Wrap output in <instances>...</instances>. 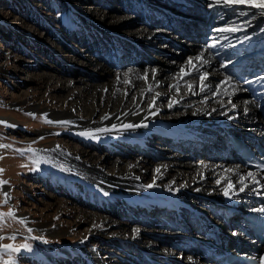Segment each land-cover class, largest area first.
<instances>
[{
	"label": "bare ground",
	"instance_id": "obj_1",
	"mask_svg": "<svg viewBox=\"0 0 264 264\" xmlns=\"http://www.w3.org/2000/svg\"><path fill=\"white\" fill-rule=\"evenodd\" d=\"M161 1L167 5L184 0ZM200 1L206 14L188 10L184 30L178 31L177 25L163 23L162 19L144 18L136 21L137 32L133 40H125V49L119 48L123 41L113 35L115 50L105 51V57L116 60L120 52L129 50L139 59L134 65L127 62L120 75L99 60L88 59L97 66L96 77L104 76L106 81L84 82L83 106L66 105L57 113L80 136H96L100 142L113 139L143 144L149 135L156 134L165 139L169 150L156 152L154 157L160 156L159 159L150 160L147 151L137 149L145 165L140 160L125 164L119 159L112 172L105 173L97 166L103 160L94 156L88 161L91 165L86 160L74 164L79 175L85 171L94 173L95 178L90 179V201L103 207L107 202L116 207L126 205L130 211L138 206L150 211L162 209L161 214L148 211L150 218L144 224L145 230L158 242L138 246L142 259H150L159 251L168 264H201L205 260L208 264H220L214 256L221 250L241 247V253L254 249L264 264V246L251 239L250 230L242 223L240 213H236L264 214V171L256 173L245 167L229 143L231 134L244 138L246 143L249 138L264 143V32L259 36L255 32L259 23L264 24V0ZM134 2L122 0L121 7L116 9L144 16L153 12L160 16L168 14L165 7L159 9L141 1L134 8ZM241 5L259 12L249 19L240 14L236 24L225 22L229 8ZM190 18L196 21L191 22ZM124 26L122 19L112 20L111 27L117 31ZM206 28L211 30L209 34ZM176 34L191 45L182 59H176L181 50L174 47L172 54L160 62L140 61L141 42L147 47L158 42L172 44ZM74 109L82 110L86 118L75 114ZM209 145L214 146V152L202 148ZM179 146L192 151L186 156ZM194 149L205 152L204 156L191 159ZM187 193L196 200L201 198L203 207L199 212L185 208L182 197ZM215 203L220 204L214 207L219 211L213 213L210 223H205L201 211ZM175 212L188 224L171 225ZM136 236L133 234L132 238ZM183 241L186 247L181 245Z\"/></svg>",
	"mask_w": 264,
	"mask_h": 264
},
{
	"label": "rangeland",
	"instance_id": "obj_2",
	"mask_svg": "<svg viewBox=\"0 0 264 264\" xmlns=\"http://www.w3.org/2000/svg\"><path fill=\"white\" fill-rule=\"evenodd\" d=\"M135 1L165 7L168 14L123 13L118 10L122 0H0V264H168L159 251L145 260L138 251V246L158 242L145 230L150 210L138 206L130 211L126 205L116 207L110 202L103 207L90 201L94 173L79 175L74 166L79 160L91 165L88 161L94 156L103 160L97 166L111 173L119 159L125 164L142 161L139 151H147L150 160L159 159L154 157L156 152L169 150L163 136L149 135L143 144L113 139L100 142L96 136H80L57 113L66 105L83 106L84 82L106 81L104 76L96 77L97 66L88 59L99 60L119 75L127 62L134 65L139 59L129 50L120 52L116 60L105 57V51L115 50L113 35L123 41L119 48L125 49V40H133L136 24L144 18L162 19L177 25L179 31L188 23V10L206 14L200 0L170 1V5L161 0ZM136 2L132 3L134 8ZM229 10L228 24H236L243 14L249 19L259 12L246 5ZM261 16L264 20V14ZM116 17L125 25L120 31L111 27ZM263 25L256 26L258 36L264 32ZM205 30L207 34L211 31ZM104 31L110 33L105 35ZM190 46L179 34L172 44L158 42L147 47L141 42L140 61L160 62L174 47L181 50L176 59H182ZM74 112L86 118L82 110ZM202 148L214 152L213 145ZM179 149L186 156L192 151L187 146ZM73 152L76 155H68ZM193 152L191 159L205 153ZM182 199L189 211L199 212L203 207L201 198L196 200L190 193ZM214 207L220 204L201 211L205 223L219 211ZM154 211L161 214L162 209ZM174 214L171 225L188 224L178 212ZM181 245L185 246L184 241Z\"/></svg>",
	"mask_w": 264,
	"mask_h": 264
}]
</instances>
